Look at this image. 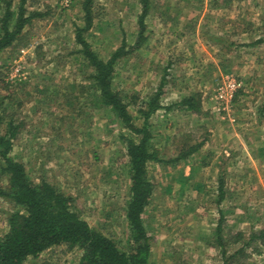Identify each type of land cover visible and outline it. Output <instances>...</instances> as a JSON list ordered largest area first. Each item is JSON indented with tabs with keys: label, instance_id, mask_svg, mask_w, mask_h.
Here are the masks:
<instances>
[{
	"label": "rangeland",
	"instance_id": "374dc122",
	"mask_svg": "<svg viewBox=\"0 0 264 264\" xmlns=\"http://www.w3.org/2000/svg\"><path fill=\"white\" fill-rule=\"evenodd\" d=\"M149 1L140 38V0H93L84 32L104 60L123 46L112 87L136 125L158 93L148 122L160 161L147 163L153 188L143 213L149 264H264L254 237L264 230V0ZM10 2L16 16L21 0ZM24 14L33 18L0 51V114L15 128L9 155L129 251L125 137H136L96 100L75 39L82 0H25ZM188 96L196 112L180 107ZM17 209L0 196V234ZM81 253L61 244L24 264H78Z\"/></svg>",
	"mask_w": 264,
	"mask_h": 264
},
{
	"label": "trees",
	"instance_id": "16d2710c",
	"mask_svg": "<svg viewBox=\"0 0 264 264\" xmlns=\"http://www.w3.org/2000/svg\"><path fill=\"white\" fill-rule=\"evenodd\" d=\"M92 1L82 0L84 25L75 28V39L81 46L80 52L87 64L92 67L90 78L96 100L108 106L136 137H125L131 181L125 215L130 229V249H120L111 237L91 227L72 208L70 197L54 185L45 180L39 183L31 180L24 164L9 155L15 128L5 126L0 114V175L6 178V185L0 186V196L8 198L18 207L7 218V230L0 234V264H24L29 257H37L61 244L81 249L78 264H149L150 236L143 213L149 204L153 186L147 175V163L160 161V158L151 143L148 119L160 107L159 97L156 93L147 99L145 109H141L144 121L141 126L136 125L127 103L112 87L114 65L125 54L123 46L104 60L85 38L84 32L90 29L93 22ZM24 2L21 0L16 16L10 11V0L5 4L0 19V51L10 46L33 18L32 15L25 16ZM140 3L139 38L145 28L144 20L150 1L140 0ZM139 45L137 40L132 47ZM180 107L197 111V103L191 96L184 97ZM254 237L261 239L264 244V230H259Z\"/></svg>",
	"mask_w": 264,
	"mask_h": 264
},
{
	"label": "crops",
	"instance_id": "0c3cea01",
	"mask_svg": "<svg viewBox=\"0 0 264 264\" xmlns=\"http://www.w3.org/2000/svg\"><path fill=\"white\" fill-rule=\"evenodd\" d=\"M220 197H222V195H221V191H219V197H218V199H219ZM222 236H224V234H222ZM233 237H234V235H231V243H229L228 245L233 246V240L235 241V240L237 239V238H233ZM239 249H240V247H238V245H237V247H236V248L233 247L232 250H239ZM256 250H262V249L259 248V247H256Z\"/></svg>",
	"mask_w": 264,
	"mask_h": 264
}]
</instances>
